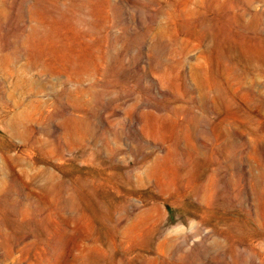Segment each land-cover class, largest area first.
Here are the masks:
<instances>
[{
  "label": "rangeland",
  "instance_id": "1",
  "mask_svg": "<svg viewBox=\"0 0 264 264\" xmlns=\"http://www.w3.org/2000/svg\"><path fill=\"white\" fill-rule=\"evenodd\" d=\"M70 116L96 138L68 145ZM169 147L163 194L147 159ZM115 164L132 191L106 184ZM0 264H264V0H0Z\"/></svg>",
  "mask_w": 264,
  "mask_h": 264
},
{
  "label": "bare ground",
  "instance_id": "2",
  "mask_svg": "<svg viewBox=\"0 0 264 264\" xmlns=\"http://www.w3.org/2000/svg\"><path fill=\"white\" fill-rule=\"evenodd\" d=\"M36 9L38 10V12H36L33 17L30 18V23H29V27H28V32L25 33L26 39H25V43L27 44V55L29 58H33L34 59V55H39V52H42L44 50L45 42L46 40H48L49 38L47 37V33L48 30L45 31L43 26L44 23H46L45 21V17L46 15L39 9L38 6L36 7ZM32 16V15H31ZM188 16V12L186 13V15H184L185 19ZM219 16L213 17L214 19V23L215 26L216 24L219 22ZM48 20H50V18H48ZM54 20V19H53ZM56 21V20H54ZM53 21V22H54ZM49 25V23H48ZM53 25V23H52ZM222 25V24H221ZM213 26V27H215ZM220 27V26H219ZM223 27V26H222ZM69 29L71 30H75L76 32V28H74L73 26H70ZM50 31V30H49ZM52 34V33H51ZM3 37V36H1ZM48 38V39H47ZM4 41V42H3ZM3 43H4V47L8 48L11 47V45L15 44V49H16V43L9 45V43H7V41L5 39H3ZM20 45V44H19ZM13 48V46H12ZM21 48V47H20ZM14 49V50H15ZM19 49V48H18ZM17 50V49H16ZM15 50V51H16ZM47 51V50H45ZM17 52H19V50H17ZM17 54V53H16ZM20 55V54H19ZM41 56V55H40ZM50 56V55H49ZM37 59V58H36ZM35 59V60H36ZM33 60V61H35ZM39 60V59H38ZM45 60V59H44ZM46 62V61H45ZM37 63V61H36ZM46 65V64H45ZM44 65V67L46 68V66ZM49 65V64H48ZM50 67H52L50 65ZM44 68V69H45ZM48 66H47V70H48ZM46 70V71H47ZM53 87V86H52ZM156 113V112H154ZM151 111H147L145 113L142 114V124H141V129L146 132L147 135H151L152 130H157L160 131V133L162 134L163 137H165V133L163 132L164 128L165 129H169L170 130V135L171 138L173 139V135L174 134L173 130L175 129L176 125L175 123L177 121H175V118L173 117H167L166 115H157L154 114ZM162 114V113H161ZM88 117V116H87ZM65 118V117H64ZM89 118V117H88ZM85 122H86V118L85 117H76V116H70L68 119L67 124L64 127V137L68 138V145L73 146L75 142H73L72 139H70V136L74 133L78 134L77 135V141L81 143L83 137L85 135H91L94 136L96 138V132L95 129L92 128L91 125L86 126L85 128ZM89 123V121H88ZM87 123V124H88ZM32 129V128H31ZM32 131V130H31ZM34 131V130H33ZM32 131V133H33ZM30 132V130H29ZM143 132V134H144ZM156 133V132H155ZM159 133V132H158ZM155 136V135H154ZM153 137V136H152ZM156 137V136H155ZM31 138V137H30ZM64 139V138H63ZM168 139V137H167ZM30 140V139H29ZM169 140V139H168ZM76 141V140H75ZM170 141V140H169ZM173 141V140H172ZM33 142V141H32ZM51 144V143H50ZM57 144V143H56ZM28 146H32L30 144H27ZM109 147V151L111 149L110 146ZM226 148V147H225ZM177 149V148H176ZM97 150V149H96ZM177 151V150H176ZM213 151V150H212ZM227 150H223L222 154H227ZM95 155V154H94ZM186 155V153H185ZM191 155V154H190ZM196 156V155H194ZM221 156V155H219ZM214 157V156H213ZM190 158V157H189ZM188 159V158H187ZM193 159V158H192ZM218 160V158H216ZM148 160V165H147V169H146V177L148 178V180H152L154 182V186L156 187V190H158L161 193H166L170 190V188L172 187V185L174 184L175 180H176V175H177V171H178V165H177V159L175 158V154H174V150L169 147L166 152L164 153V155L162 156H154L151 157V159H147ZM210 160V159H209ZM17 161V160H16ZM186 161V160H184ZM196 161V160H195ZM215 161V160H214ZM190 162H192L190 160ZM204 162V161H203ZM93 163V162H92ZM91 163V164H92ZM114 164V163H113ZM118 164V163H117ZM99 165V164H98ZM110 165V162L107 164V166ZM112 165V164H111ZM125 165V164H124ZM198 165V164H197ZM202 166V165H201ZM190 167V166H189ZM213 167V166H212ZM123 165H121L120 167H118L116 164L113 165L110 169H108L107 171H105L106 173V179L105 182L106 184H108L109 186L119 190L120 187H122V189H128L132 191V187L134 180L131 179V174H132V169H126L124 171H122ZM94 170L92 171L97 172L99 170V168H97L96 166H94L93 168ZM125 169V168H124ZM210 169V168H209ZM181 170V169H180ZM192 170V168H191ZM195 170V169H193ZM208 171V170H207ZM216 171V170H215ZM98 173V172H97ZM103 174V173H102ZM212 174V171H211ZM210 174V175H211ZM216 174V173H214ZM211 175V177H214ZM104 175V174H103ZM193 175V174H192ZM105 176V175H104ZM197 176V175H196ZM186 177V176H185ZM209 177V176H208ZM207 177V180L209 179ZM182 178V176H181ZM215 178V177H214ZM180 179V178H179ZM204 179V178H203ZM104 180V179H103ZM186 180V178H185ZM189 180V179H188ZM193 180V179H190ZM196 180V179H195ZM214 181V180H213ZM101 181V185H102ZM177 182V181H176ZM182 182V181H181ZM212 182V181H211ZM210 182V183H211ZM93 183V182H92ZM47 184V183H46ZM96 184V183H93ZM180 184V183H179ZM186 184V183H185ZM207 184V183H206ZM48 185V184H47ZM44 188L46 194H50V192L54 193L56 190V187H53L52 185H49ZM16 186V185H15ZM98 185H96L97 187ZM107 186V185H106ZM94 187V186H93ZM94 187V188H96ZM206 187V185H205ZM207 188V187H206ZM97 189V188H96ZM77 191V190H76ZM170 193V192H169ZM74 194V193H72ZM70 195L67 199H64L61 197V195L59 194L57 197V200L59 202H61L62 204H64L68 209H71L72 211H74L75 209L78 208V202H75V197ZM57 202V201H55ZM54 202V203H55ZM153 205V204H152ZM155 207V206H154ZM146 208V207H145ZM156 210V209H155ZM149 209H145L143 211L140 212L139 214V218L140 221H144L145 219L148 220L150 217V213H149ZM204 211V210H203ZM110 213V211H109ZM108 213V214H109ZM99 213H96L97 218L101 219V220H105V215L100 216L98 215ZM94 215V214H93ZM110 215V214H109ZM108 215V216H109ZM73 217L75 216V214L72 215ZM150 220V219H149ZM146 223V222H145ZM144 224V223H143ZM151 235H152V230H151Z\"/></svg>",
  "mask_w": 264,
  "mask_h": 264
}]
</instances>
